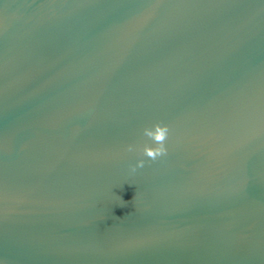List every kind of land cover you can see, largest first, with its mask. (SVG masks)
<instances>
[{
	"label": "water",
	"instance_id": "water-1",
	"mask_svg": "<svg viewBox=\"0 0 264 264\" xmlns=\"http://www.w3.org/2000/svg\"><path fill=\"white\" fill-rule=\"evenodd\" d=\"M0 264H264V0H0Z\"/></svg>",
	"mask_w": 264,
	"mask_h": 264
},
{
	"label": "clouds",
	"instance_id": "clouds-1",
	"mask_svg": "<svg viewBox=\"0 0 264 264\" xmlns=\"http://www.w3.org/2000/svg\"><path fill=\"white\" fill-rule=\"evenodd\" d=\"M154 129V130H153ZM153 129H145V135L151 138L157 146H145L143 149L144 154L151 158L156 159L158 156L166 153V148L164 147V141L168 135V127L167 125L155 124ZM140 166L143 165V161L139 162Z\"/></svg>",
	"mask_w": 264,
	"mask_h": 264
}]
</instances>
